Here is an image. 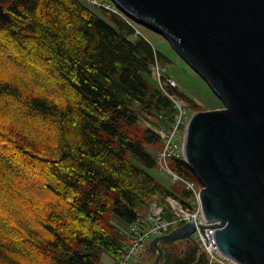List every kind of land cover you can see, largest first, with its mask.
I'll list each match as a JSON object with an SVG mask.
<instances>
[{
    "label": "trees",
    "instance_id": "16d2710c",
    "mask_svg": "<svg viewBox=\"0 0 264 264\" xmlns=\"http://www.w3.org/2000/svg\"><path fill=\"white\" fill-rule=\"evenodd\" d=\"M136 24L84 0H0V264L118 260L155 196L193 199L152 172L176 115L165 91L200 105L161 88L153 68L172 60ZM162 247L163 264L209 263L192 242Z\"/></svg>",
    "mask_w": 264,
    "mask_h": 264
},
{
    "label": "water",
    "instance_id": "95a60500",
    "mask_svg": "<svg viewBox=\"0 0 264 264\" xmlns=\"http://www.w3.org/2000/svg\"><path fill=\"white\" fill-rule=\"evenodd\" d=\"M115 1L162 34L225 104L196 112L185 142L201 212L215 225L198 220L155 238L154 264L164 263V245L197 244V225L217 228L219 249L239 264H264V0Z\"/></svg>",
    "mask_w": 264,
    "mask_h": 264
},
{
    "label": "built area",
    "instance_id": "2783aa9c",
    "mask_svg": "<svg viewBox=\"0 0 264 264\" xmlns=\"http://www.w3.org/2000/svg\"><path fill=\"white\" fill-rule=\"evenodd\" d=\"M85 2L100 6L106 10H110L115 14H119L127 21L134 22L115 0H84ZM140 33L139 31H137ZM154 71L157 74L158 81L161 88L165 91L164 86L170 84L178 87L176 81L172 78L166 77L162 72L161 66L156 63ZM165 93L171 98L176 109L174 122L169 131L164 133V146L159 153L158 162L161 171L167 172L171 175L174 181L184 183L187 190L192 191L193 199L186 201L184 204L173 198H166L164 204L158 196L152 200L148 213L140 216L139 219L129 227V239L124 247L125 253L117 261L110 264H131V262L145 253L150 241L153 238L163 236L169 233L174 228L183 224L194 223L201 220L204 226L215 225V223H208L201 212L202 202L200 192L203 186L197 188L194 182L188 181L185 178L177 175L170 167V160L173 157L183 158L185 160V142L186 133L191 118V110L186 107L185 101L176 95H170L167 91ZM165 210L169 211L171 218H165ZM205 231V235L202 232ZM201 228L197 225L196 232L193 237L200 245V247L208 255V264H239L229 256L225 255L220 249L215 240L214 232L217 228ZM209 246H208V241Z\"/></svg>",
    "mask_w": 264,
    "mask_h": 264
},
{
    "label": "rangeland",
    "instance_id": "374dc122",
    "mask_svg": "<svg viewBox=\"0 0 264 264\" xmlns=\"http://www.w3.org/2000/svg\"><path fill=\"white\" fill-rule=\"evenodd\" d=\"M136 26L141 31V33L156 48H158V50L163 52L172 60V63H166L164 66H162V72L164 75L172 77L179 85L181 91L185 92L200 105L199 111L206 112L224 108V102L212 90L206 80L177 53L171 43L162 34L138 22ZM185 105L186 107H189L187 102H185ZM152 173L162 184L168 188L173 187L175 191L181 193L183 188L182 183L173 181L171 175H169L167 172L156 170ZM196 186L197 188H200V185L197 183ZM156 257L157 255L146 253L143 256L133 260L131 264H153ZM105 264H110V261L105 260Z\"/></svg>",
    "mask_w": 264,
    "mask_h": 264
},
{
    "label": "crops",
    "instance_id": "0c3cea01",
    "mask_svg": "<svg viewBox=\"0 0 264 264\" xmlns=\"http://www.w3.org/2000/svg\"><path fill=\"white\" fill-rule=\"evenodd\" d=\"M111 258L110 257H106V260H110Z\"/></svg>",
    "mask_w": 264,
    "mask_h": 264
}]
</instances>
